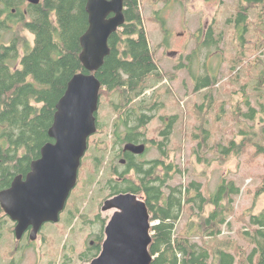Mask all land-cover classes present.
Listing matches in <instances>:
<instances>
[{
  "label": "trees",
  "instance_id": "trees-1",
  "mask_svg": "<svg viewBox=\"0 0 264 264\" xmlns=\"http://www.w3.org/2000/svg\"><path fill=\"white\" fill-rule=\"evenodd\" d=\"M86 2L40 0L39 4L30 5L24 0H0V15L6 14V22H0V191L7 189L16 176L24 177L31 162L40 157L42 146L53 142L48 137V130L56 104L70 79L86 73L79 60L80 38L88 28ZM236 11V20L234 15L230 19V24L234 25L236 51L228 57L227 84L234 88L243 77L240 73L245 71L247 80H256L260 110L249 107L250 102L245 100L248 111L242 113V102L232 98L225 101L227 110L218 106L217 126L220 117L227 113L234 123L229 126L232 129L235 125L240 127L242 137L240 142L227 139L226 144L218 145L216 160L221 163L230 156L240 158L244 155L249 160L264 156V101L261 102L264 98V0H245ZM253 12L255 18H250ZM123 14V25L108 39L109 55L94 73L101 85L99 105L104 98L115 115L113 131L107 137L112 148L126 142L149 144L147 132L142 129L152 122L160 102L158 92L150 98L145 93L164 79L152 57L140 0H123ZM251 29L256 37L254 41H247L245 34ZM206 36L205 46L215 47L213 25L207 28ZM162 46L163 43L158 45ZM210 70H203L207 76L201 77L195 87L196 93L210 90L203 100L209 104L207 110L215 104L211 91L218 81L217 75H208ZM139 97L142 98L136 100ZM95 118L97 132L88 139L87 151L82 158L87 161L86 154L94 157V169L102 164L100 155L104 143L95 139L101 130L98 112ZM200 130L204 135L203 142L207 143L208 131L204 126ZM162 147L163 144H159L162 160L140 164L139 156H129L126 165L119 160L118 165L109 170L108 197L129 192L141 199L148 209L154 223L149 246L153 257L151 264H264V209L256 215L250 209L242 213L244 223L237 230L241 238L239 244L231 238H221L227 217L240 220L235 217L233 205V197L240 189L234 181L224 179L216 193L210 196L197 181L171 185L170 182L181 175V169L168 163V153ZM149 148L146 147L145 153ZM117 158L122 157L118 155ZM85 164L81 161L79 170ZM132 170L133 176L130 175ZM115 177L118 179L114 180ZM262 195L264 173L253 192L254 203ZM70 213L69 220L74 216ZM183 214L187 220L180 228ZM5 218L0 207V237L5 234L14 238L13 222L8 228L3 221ZM194 218L199 223H195ZM69 220L67 222H71ZM105 224V220L102 221L97 239L87 244L88 250L95 252L93 258H88L90 260L101 251ZM195 237L199 242L194 241Z\"/></svg>",
  "mask_w": 264,
  "mask_h": 264
},
{
  "label": "rangeland",
  "instance_id": "rangeland-1",
  "mask_svg": "<svg viewBox=\"0 0 264 264\" xmlns=\"http://www.w3.org/2000/svg\"><path fill=\"white\" fill-rule=\"evenodd\" d=\"M240 4H245V0H140L152 57L164 79L145 93L150 98L158 92L160 105L154 111L152 122L142 129L147 132V138L154 142H149L148 151L137 159L140 164L162 160L159 144H163L162 149L169 156L168 163H174L181 169V175L170 182L171 185L197 181L204 193L210 196L216 193L223 179L226 182L234 181L240 189L239 194L233 197L235 217L240 220L227 217L220 237L231 238L238 244L241 238L238 237L237 230L244 223L242 213L250 209L256 215L264 209V195L255 203L253 198V192L259 185V177L264 173V156L250 157V160L244 155L240 158L230 156L223 163L216 160L218 145L226 144L227 139H234L236 142L242 139L239 135L240 127L235 125V129H232L229 126H234V123L227 113L220 117L219 127L217 126L218 106L222 105L227 110L225 101L232 98L235 102H242V113L248 111L245 100L250 102L249 107L260 110L256 80H247L245 71L240 73L243 77L234 88L227 84L228 57L236 51L234 25L230 24V19L234 15L236 20V9ZM250 18H255L254 12L250 14ZM210 25H213L217 41L215 47H206V31ZM245 37L247 41H254V30L251 29ZM29 38L31 40L30 35ZM162 43L163 46L158 47ZM262 58L264 59V50ZM206 68L211 69L208 72L210 77L217 75L218 79L211 91L215 104L211 105L210 110L206 109L208 102H203L205 94H209L210 90L200 93L195 91L198 80L207 76L203 73ZM254 73L256 76V72ZM99 106L101 130L95 139L104 142L101 146L103 153L100 155L102 164L94 169V157L92 159L86 154L89 159H82L86 164L78 171L77 184L65 207L67 211L60 214L59 223L43 225L33 247L24 248V242H17L15 237L3 234L0 237V264L90 263L88 258L95 252L88 250L87 244L97 239L100 224L104 220L107 223L114 212H103L101 208L109 194V170L119 162L116 151L118 147L112 148V143L107 141L113 131L115 115L105 104L104 98ZM200 107H203L202 110ZM248 122L251 124L250 120ZM202 126L209 133L207 143L203 142L204 135L200 130ZM114 180H117L116 177ZM210 210L209 207L206 211ZM70 212L74 216L69 220ZM5 217L3 221L9 228L11 220L6 215ZM68 220L71 222H67ZM186 220V214H183L178 226L181 228ZM194 220L199 223L197 218ZM194 241L199 242V238L195 237ZM18 245H23L21 252H10ZM86 255L88 257H84Z\"/></svg>",
  "mask_w": 264,
  "mask_h": 264
},
{
  "label": "water",
  "instance_id": "water-1",
  "mask_svg": "<svg viewBox=\"0 0 264 264\" xmlns=\"http://www.w3.org/2000/svg\"><path fill=\"white\" fill-rule=\"evenodd\" d=\"M31 5L40 0H25ZM88 28L80 38L79 60L86 73L74 75L58 100L46 143L29 172L16 176L0 191V207L15 224L13 234L21 240L30 228L35 241L41 227L56 224L78 179L88 139L97 132L99 80L94 75L109 55V37L124 23L123 0H87ZM135 155L145 152L144 144L125 145ZM121 164L124 161H120ZM103 212L113 210L104 227L101 251L89 264H151V217L145 203L131 193L104 201ZM92 244V243H91Z\"/></svg>",
  "mask_w": 264,
  "mask_h": 264
},
{
  "label": "flooded vegetation",
  "instance_id": "flooded-vegetation-1",
  "mask_svg": "<svg viewBox=\"0 0 264 264\" xmlns=\"http://www.w3.org/2000/svg\"><path fill=\"white\" fill-rule=\"evenodd\" d=\"M25 1V0H24ZM25 3H27L26 1H25ZM29 4V3H28ZM31 5V4H30ZM23 10H24V13H26V11H25V8H24V6H23ZM0 22H6V14H1L0 15ZM142 97H139L138 99H136V100H140ZM135 100V101H136ZM203 106V105H202ZM149 142H154V140L153 139H147ZM129 142H126L125 144H123L122 146H120V147H118L117 149H116V151L118 152V154H117V156L118 155H121V159H119L120 161H124V163L122 164V165H126L127 164V158L129 157V156H134V157H138V156H141V155H135V154H133V153H131V152H129V151H126L125 150V145L126 144H128ZM144 146H146L147 147V145L146 144H144ZM146 147H145V151H146ZM145 153V152H144ZM143 153V154H144ZM142 154V155H143ZM125 158V159H124ZM130 175L131 176H133L134 175V172H133V170L132 171H130ZM116 179H118V177H116ZM111 191V190H110ZM126 193H129V192H125V193H120V194H126ZM117 195H119V194H117ZM115 196V195H114ZM110 197H108V198H106L105 200H107V199H109ZM104 200V201H105ZM65 211H66V209H65ZM64 211V212H65ZM50 224H52V223H50ZM13 225H14V227H15V224L13 223ZM42 228H43V226L41 227V229H40V231H39V233H38V237H39V235H40V232L42 231ZM14 230V229H13ZM30 228L24 233V235H23V237H22V239L21 240H16L17 242H24V244H25V246H24V248H30V247H33V245H34V242H36V240L35 241H31L30 239H29V233H30ZM23 245H18V246H16V247H14L13 249H12V251H10V252H14V253H16V252H21L22 250H23ZM9 252V253H10Z\"/></svg>",
  "mask_w": 264,
  "mask_h": 264
},
{
  "label": "clouds",
  "instance_id": "clouds-1",
  "mask_svg": "<svg viewBox=\"0 0 264 264\" xmlns=\"http://www.w3.org/2000/svg\"><path fill=\"white\" fill-rule=\"evenodd\" d=\"M66 204H67V203H66ZM65 207H66V206H65ZM64 211H65V209H64ZM64 211H63V212H64ZM59 221H60V220H59ZM58 223H59V222H58ZM103 234H104V233H103Z\"/></svg>",
  "mask_w": 264,
  "mask_h": 264
}]
</instances>
